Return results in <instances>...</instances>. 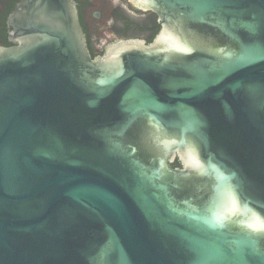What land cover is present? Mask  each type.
I'll use <instances>...</instances> for the list:
<instances>
[{
  "label": "water",
  "instance_id": "95a60500",
  "mask_svg": "<svg viewBox=\"0 0 264 264\" xmlns=\"http://www.w3.org/2000/svg\"><path fill=\"white\" fill-rule=\"evenodd\" d=\"M131 1L160 37L101 62L73 0L19 11L0 264H264V0Z\"/></svg>",
  "mask_w": 264,
  "mask_h": 264
},
{
  "label": "flooded vegetation",
  "instance_id": "af4514ba",
  "mask_svg": "<svg viewBox=\"0 0 264 264\" xmlns=\"http://www.w3.org/2000/svg\"><path fill=\"white\" fill-rule=\"evenodd\" d=\"M73 1L78 10L86 46L94 61L105 60L110 51L119 48L123 42L139 40L145 46L152 47L163 30L165 15L162 10L143 9L131 0H125L126 4L114 0ZM25 5L26 0H0V54L18 45L13 30L14 25L19 23V11ZM110 32H113L111 39L108 37ZM172 166H183L179 155Z\"/></svg>",
  "mask_w": 264,
  "mask_h": 264
}]
</instances>
